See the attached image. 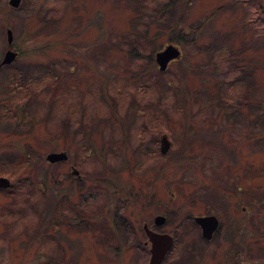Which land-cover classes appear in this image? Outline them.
Here are the masks:
<instances>
[{"label": "rangeland", "instance_id": "obj_1", "mask_svg": "<svg viewBox=\"0 0 264 264\" xmlns=\"http://www.w3.org/2000/svg\"><path fill=\"white\" fill-rule=\"evenodd\" d=\"M143 1L43 0L32 7L20 0L13 8L0 0V58L6 27L20 51L11 66L0 67V175L13 184L24 180L20 193L0 190V214L14 210L17 218H0V264H55V256L60 257L56 264H146L143 250L95 243L102 240L100 233L67 224L51 227L55 198L70 185L66 180L55 185V176L64 174L67 163H49L44 156L57 149L78 154L68 131L79 113L92 129L87 142L91 140L93 150L83 168L102 175L106 167L99 148L109 149L123 135L122 126L128 138L109 154L117 177L134 185L153 178L156 198L170 206V220L160 227L180 221L187 225L162 264H235L237 256H229L234 244L246 245L238 261L264 264V0H190L188 5L181 0L174 6L178 22L170 30L155 18L137 24ZM150 9L143 11L145 17L152 14ZM191 24L197 25L193 31ZM181 27L183 36L178 34ZM142 33L143 41L128 44ZM169 42L177 44L181 54L158 70L154 52ZM67 54L73 55L74 68L82 74L73 72L63 79L62 86L70 89L65 99L53 101L49 92L22 105L18 91L8 110L4 95L10 70H31ZM136 66L144 68L143 76L131 72ZM140 77L145 87H136ZM104 85L107 97L101 93ZM23 112L34 116L24 121L15 117ZM119 118H124L121 126ZM149 125H154L156 137L165 131L171 145L167 160L157 158L148 169L140 152L150 139ZM141 135L139 150L126 146L135 145ZM155 154L161 155L158 149ZM229 179L232 185L246 183L250 191L246 214L240 208L244 201L231 194ZM203 203L220 220L208 241L184 217L202 211ZM163 208L154 206L156 212ZM228 214H235L238 222L233 217L230 221ZM243 224L248 230L238 232Z\"/></svg>", "mask_w": 264, "mask_h": 264}, {"label": "flooded vegetation", "instance_id": "obj_2", "mask_svg": "<svg viewBox=\"0 0 264 264\" xmlns=\"http://www.w3.org/2000/svg\"><path fill=\"white\" fill-rule=\"evenodd\" d=\"M8 46L16 52L15 56L8 63H1V58H2L1 56L0 67L11 66V64L14 63L20 56V51H18L17 48L15 47L13 39L10 44L7 45L6 43L5 49ZM72 56H73L72 54L61 55L60 59L49 60L50 64H38V66L31 68V70L30 69L23 70L21 68H13L12 70H10L8 72V80L4 95L5 99L7 100V102H4V104L7 105L8 110L10 111L13 105L11 103L15 102L14 96L17 95L18 91L22 93L20 97L21 100H23V102L19 103L22 105L32 101V98L37 99L38 95L44 97L45 95H48L49 92L50 94H53V96H55L53 97V101L56 100L57 98L59 100L65 99L64 96L66 93L69 92L70 89L68 86L67 87L62 86L63 83H65L63 79L69 78V76L73 74V72L82 74L80 71H77L74 68V60ZM131 72L136 73V75L143 76L145 70L143 67L138 68V66H136L133 67ZM42 77L44 79L40 81ZM146 85L142 77H140L137 80L136 87H145ZM102 89H101V93L103 95L105 93L104 96L107 97L106 85H104ZM129 100L132 102L135 101L133 99H129ZM69 101L70 100H68V103ZM15 104L18 105L17 103ZM28 116H34V114L23 112L20 114V116L16 115L15 117H20L19 119L24 121L26 118H28ZM84 119H85L84 117L83 119L81 118V114L79 113L77 117H74L72 119L73 128L71 127L70 130L68 131L70 135V141L76 143L75 147L78 154H76V151L75 153H73L68 149L49 150V151H64L66 156L63 159L56 160L54 162H49L45 159L49 163H55V164L62 162L67 163V170L64 172V174L61 175L60 174L61 172H59L55 176L56 187H59V185L64 180L68 181V184L70 185V188L69 190H67L66 193L65 192L60 193L57 196V198H55V215L53 216V218L55 217V222L58 221L61 224H67L68 226H72L74 230H83V231L89 230L100 233L102 236L101 237L102 240L99 242L96 241L95 243L99 245L102 244L104 247L114 248L116 250L120 248H135L138 250L140 249L145 251L148 254V257H149L150 241L146 233L147 229L154 232L170 234L172 237V243L169 250L174 248L173 246L177 242L178 238L182 237L179 232L185 231L187 225L183 226L182 221H180L174 227L168 225L167 228L162 229L160 227L161 223L158 224L155 223L154 218L157 214L163 217L161 221L162 223L165 222V220L166 221L170 220L168 219L169 217L167 216V214H169L168 208L170 206L166 204L165 200L161 202L159 198H156L155 186L153 185L152 182L153 178L150 177L147 182L134 185L128 181L125 182L120 181L119 177H117L115 162L111 161V156L109 154L114 153L116 149H120L123 146V141L126 142V137L128 136V133L126 134V131H124L121 126L124 124L123 123L124 118L121 119L119 118V121L117 122V124L121 126L120 133H122L123 135L118 138H115L114 144H112L109 147V149L107 148V146H103V145L100 146L99 148V152L101 151L104 152L102 162H105V167H106L103 170L102 175L93 173L92 169L87 171L86 169L83 168V165L87 163L86 158L91 157V153L93 150V147L91 146V140L89 141V143L87 142L88 141L87 137L88 135L90 136V134H92V129L91 128L89 129V125L85 122ZM126 123H127L126 126H128V120ZM153 127L154 125L148 126L147 131L148 133L150 132L149 134L150 139L147 143L144 142L145 146L143 152L142 151L140 152L142 153L144 158H146L147 165H145V167H147L148 169L151 167V165L155 164L157 158L158 161H162V162L163 160H167L166 159L168 152L167 150H169L171 145V140L167 137L165 131H163L158 137H156ZM247 132H248L247 130H244V133ZM80 135H83L84 137ZM162 135H165L169 140V147L164 153H161L159 151L161 155H157L155 153H156V149L159 150L160 138ZM118 140L120 145L118 144ZM142 141H144V135H141V138L136 140L135 145L131 144L130 146L129 144L128 145L126 144V146L131 149L133 148L138 149L137 147L139 146L136 144L137 143L142 144ZM78 143L80 144L78 145ZM211 143L216 144V141L212 140ZM117 153L119 152L117 151L116 154ZM108 160L111 161L110 168H108V164H107ZM136 165L139 167L140 163L136 162ZM231 182L232 180L229 179L228 183L230 189L231 188L233 189L231 191V194L237 196V199L235 200L244 201L243 204L240 205V208L241 210L245 211L246 214L248 212L247 209L251 207L250 191L248 190L246 183L242 186L241 184L238 185L236 183L232 185ZM14 186L15 184H13L9 180V185L7 187H0V190L9 192ZM55 194L57 195L56 190H55ZM184 194L185 192H183V195ZM227 196L229 199H232V197L230 196V192H227ZM28 197H29L28 194H25L26 203H28L29 201ZM155 203L158 204L155 205ZM162 204L165 206V208H163V211L156 212L154 206L160 207ZM131 205H133V207H131V211L127 210V207ZM184 205L186 206L185 203ZM203 206L204 208L202 211H197V213L189 212L186 215L184 214V217L185 220L188 222L189 220H191L190 222L192 223L193 226H197V228L199 229V233L201 235L200 226L194 220V216L213 215L216 220V225L212 230L210 237L204 239V241H208L209 239H211L213 232L216 231V228L220 226V220H219V216L217 215L218 213H216L214 209L205 207L204 203ZM145 207H147V211L144 210ZM151 208H153V211L151 210ZM14 212H15L14 210H3L2 213L0 214V218L4 222L7 221V219L10 221V219L14 216ZM52 212L54 211L52 210ZM37 213L39 214L40 211L38 210ZM20 214H22V212H20ZM229 216L230 214L227 215V217ZM234 216L235 214L230 216L229 220L231 221V217H233V222L237 223L238 220ZM16 219H17L16 217L12 218L13 221ZM45 219H47V217H43V221ZM249 220H250V215L247 219V222ZM39 223L40 221L38 222V224ZM51 227L55 228V226L53 225H51ZM236 230H238V232H243V231H247L248 227L243 224L242 226L238 227ZM186 245L187 242H185V246ZM245 250H246V245L242 247L241 245L236 246L234 244L229 256L231 255L237 256L235 257L234 260L235 264H248L245 261L240 262L237 260V258L241 256V252L246 254ZM164 257L162 258L160 264H162Z\"/></svg>", "mask_w": 264, "mask_h": 264}, {"label": "water", "instance_id": "obj_3", "mask_svg": "<svg viewBox=\"0 0 264 264\" xmlns=\"http://www.w3.org/2000/svg\"><path fill=\"white\" fill-rule=\"evenodd\" d=\"M20 0H7V3L11 5L12 7H16L19 4ZM5 36H6V42L8 44L11 43L12 40V33L11 29L9 27L5 28ZM15 51L12 50L10 47L6 48L3 52V56L1 58V63H8L10 62L14 56ZM179 55V49L176 45L172 43L165 44L161 49L156 50L154 52V60L157 63L158 69L163 70L167 64V62L175 58ZM169 146V140L165 135H162L160 138V144H159V151L161 153H164ZM66 154L64 151H49L45 154V159L49 162H54L56 160H60L65 158ZM9 185V179L5 176L0 175V187H7ZM161 215H156L154 218L155 223H161L162 221ZM194 220L198 225L200 226V232L201 235L204 238H209L211 235L212 230L214 229L216 225V220L213 215H204V216H194ZM148 239L150 241L149 246V257L147 264H160L162 258L166 254V252L169 250L171 243H172V237L168 233H159L154 232L149 229L146 230Z\"/></svg>", "mask_w": 264, "mask_h": 264}, {"label": "trees", "instance_id": "obj_4", "mask_svg": "<svg viewBox=\"0 0 264 264\" xmlns=\"http://www.w3.org/2000/svg\"><path fill=\"white\" fill-rule=\"evenodd\" d=\"M27 1H28L27 2L28 4H32L31 5L32 7H36L38 5L39 1H40V4H42L41 2L43 0H27ZM157 2H159V3H157ZM179 2H181V0L180 1L179 0H154V2L152 0H146V2L143 1L144 4L141 5L140 6V9H139L141 15L138 16V18H137V20L138 19H140V20L137 22V24H139L141 26L142 25L141 23H147L148 22L147 20L152 19V18H155L158 23H160L162 21V23L160 24L161 25L160 27L166 26L170 30V28L175 27V24L178 22L177 21L178 19H175L176 14L174 12V6L177 5ZM189 2H190V0H185V4L186 5H188ZM152 7L155 8L156 12L153 11V8ZM149 8H151L150 11L152 12V14L149 15L148 17H145L144 14H143V11H145L146 9H149ZM170 17L172 18V20H171ZM195 27H197V25ZM195 27L192 24L189 25V29H191L192 31L194 30ZM183 33H184V29L182 27L179 28V30H178L179 36H183ZM144 38H145V33H142V34H140V36L138 38H133L134 41L132 39H130L129 42H128V44L137 45L136 43L143 41ZM138 47H141V46L138 45ZM131 49L134 52L136 51L134 48H131ZM225 95L228 97V94L227 93ZM221 98L223 100H225L224 97H221ZM22 181H24V180H19L18 182H20V183L16 182L15 183V186L9 192H6V193L11 194V193H13V191L14 192L18 191L20 193L22 191L21 190L22 189L21 188V185H23ZM52 210L55 212V204L53 205ZM50 221L51 222L54 221L53 223H51V225L55 226V229H58V226L61 224L58 221L55 222V217L53 219H51ZM55 238H56V233H55ZM56 248H59V246L57 245ZM57 258H59L58 259V262L60 260V257L59 256H55V264L57 262L56 261ZM46 264H47V262H46Z\"/></svg>", "mask_w": 264, "mask_h": 264}, {"label": "bare ground", "instance_id": "obj_5", "mask_svg": "<svg viewBox=\"0 0 264 264\" xmlns=\"http://www.w3.org/2000/svg\"><path fill=\"white\" fill-rule=\"evenodd\" d=\"M11 184V183H10Z\"/></svg>", "mask_w": 264, "mask_h": 264}]
</instances>
